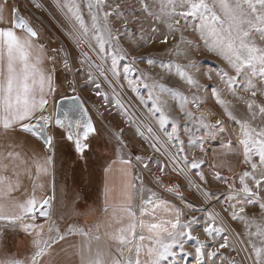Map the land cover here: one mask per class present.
Instances as JSON below:
<instances>
[{
    "label": "snow or ice",
    "instance_id": "1",
    "mask_svg": "<svg viewBox=\"0 0 264 264\" xmlns=\"http://www.w3.org/2000/svg\"><path fill=\"white\" fill-rule=\"evenodd\" d=\"M55 8L78 65L65 44L45 45L19 7L0 4V264H181L185 256L264 264V0H55ZM205 52L223 68L202 71ZM122 77L142 116L120 95ZM113 109L131 132L107 122ZM98 142L115 157L104 168L102 215L61 228L59 150L68 143L83 159ZM116 165L119 188L110 186ZM25 178L30 190L17 199ZM17 233L31 243L22 259L6 247Z\"/></svg>",
    "mask_w": 264,
    "mask_h": 264
},
{
    "label": "rangeland",
    "instance_id": "2",
    "mask_svg": "<svg viewBox=\"0 0 264 264\" xmlns=\"http://www.w3.org/2000/svg\"><path fill=\"white\" fill-rule=\"evenodd\" d=\"M3 2L4 0H0V4H3ZM40 2L43 4L42 8L33 7L29 0H8L9 5L19 7L21 13L27 16L40 30L45 45L58 47L61 44H65L70 52V61L78 65L80 52L67 39L66 33L60 27L59 23H57L56 17H60L62 19V15L59 10L55 8V0H40ZM10 14L11 9L6 7L5 15L10 16ZM85 50L87 51V49ZM151 50L152 46L145 51L150 52ZM89 55L92 56L94 60L97 59L94 53L89 52ZM153 55L159 56L162 55V53H153ZM199 60L202 61L201 70L205 72L223 68L224 66L215 55L207 52L199 54ZM141 67H144V65H141ZM62 82L63 74L58 72L57 83ZM116 85L119 87L120 95L123 97L129 110L142 116L144 114V110L139 105V102L136 99V94L132 93L128 89L127 77H122L116 82ZM105 90L108 89L106 88ZM83 95L88 98L90 108L100 107L98 103L93 105V101H95L96 98L91 91H85ZM107 122L109 124H116L120 127H124L126 131H132L128 128L127 121L120 116L115 109H113L112 115L107 117ZM139 143L140 139L137 137L135 142L130 146L133 152L139 151ZM220 147L221 145L219 142H213L214 150L219 151ZM105 153L110 154L111 150L109 146L103 145L102 142L93 144L91 150L85 153L83 159L73 151L70 144L64 143L61 146L59 150V164L57 169V181L59 184L57 198L61 201L62 208L65 205L67 206V211H62L61 213L63 216V219L60 221L61 228H66L73 222L79 225L86 221L89 222L94 218L97 211L100 210V170L104 163ZM171 180L181 185L184 184L183 179L176 177L174 174L171 177ZM226 187V185H220L219 188L212 189V191L218 194L216 200H214L217 211L220 210V207L225 202ZM182 194L186 197L187 201L197 207L200 206L198 198L192 191L182 189ZM250 210L252 214L258 215V209ZM196 215L200 216L201 213L197 212ZM231 226L237 228L238 230L242 228V225H239L237 222H232ZM195 246V241H188L186 245L189 251L193 250ZM181 264H194V259L191 256H185L181 261Z\"/></svg>",
    "mask_w": 264,
    "mask_h": 264
},
{
    "label": "crops",
    "instance_id": "3",
    "mask_svg": "<svg viewBox=\"0 0 264 264\" xmlns=\"http://www.w3.org/2000/svg\"><path fill=\"white\" fill-rule=\"evenodd\" d=\"M40 143L41 142H35L34 147H35L36 155H42L43 154V151L40 147ZM112 159H115V157L112 156L111 153L110 154L105 153L104 163H103L101 170H100V190H101V194H100L101 207L99 208L100 210L97 211V213L95 214V216L92 220H90L89 222L86 221V222L82 223L81 226L90 225V224L95 223L97 218L102 215V210L104 207V187H105L106 180L108 179L104 174V168L106 167V162L111 163ZM110 181H111L110 186H115L116 188H119L120 182H121V174L119 171V165L114 166V170L111 174ZM30 184H31V181L28 180L27 178H25L23 180L22 188L19 191L15 192L14 196L17 199L22 200L24 198L25 191L30 190ZM160 191L162 192V190H160ZM173 202L177 203L175 200H173ZM177 206H179L178 203H177ZM73 239L76 240L77 242L79 241V237H74ZM6 247L11 249V252L9 253V255H14V256H17L18 258L22 259V258H24V256L30 254V250H31L30 238L25 236L23 233H17L8 239V241L6 242Z\"/></svg>",
    "mask_w": 264,
    "mask_h": 264
},
{
    "label": "water",
    "instance_id": "4",
    "mask_svg": "<svg viewBox=\"0 0 264 264\" xmlns=\"http://www.w3.org/2000/svg\"><path fill=\"white\" fill-rule=\"evenodd\" d=\"M73 151L75 152L74 148L72 147ZM76 153V152H75ZM77 154V153H76Z\"/></svg>",
    "mask_w": 264,
    "mask_h": 264
},
{
    "label": "built area",
    "instance_id": "5",
    "mask_svg": "<svg viewBox=\"0 0 264 264\" xmlns=\"http://www.w3.org/2000/svg\"><path fill=\"white\" fill-rule=\"evenodd\" d=\"M162 190V189H161ZM163 191V190H162Z\"/></svg>",
    "mask_w": 264,
    "mask_h": 264
}]
</instances>
